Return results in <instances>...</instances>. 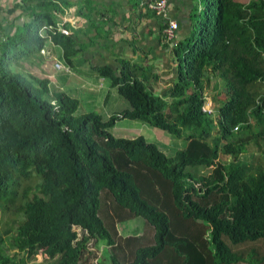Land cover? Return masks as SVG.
<instances>
[{
	"label": "trees",
	"instance_id": "16d2710c",
	"mask_svg": "<svg viewBox=\"0 0 264 264\" xmlns=\"http://www.w3.org/2000/svg\"><path fill=\"white\" fill-rule=\"evenodd\" d=\"M154 1L136 5L154 13ZM192 1L190 34L176 43L169 1L166 18L154 13L176 63L164 95L149 83L159 75L143 65L122 59L120 73L98 69L130 105L107 120L78 116L80 102L52 92L48 77L11 67L21 56L42 59L48 43L74 65L81 47L59 30L70 1L17 5L28 21L0 40V219L13 210L24 219L0 234V264L40 254L52 264H264L255 250L233 249L264 244V168L245 157L264 144V0ZM171 22L177 29L167 40ZM124 120L185 146L169 156L140 132L118 136L112 129ZM35 179L38 191L28 183L21 195ZM110 200L112 212L104 208ZM136 218L153 229L154 243L134 250L138 236L121 237L118 228Z\"/></svg>",
	"mask_w": 264,
	"mask_h": 264
},
{
	"label": "crops",
	"instance_id": "0c3cea01",
	"mask_svg": "<svg viewBox=\"0 0 264 264\" xmlns=\"http://www.w3.org/2000/svg\"><path fill=\"white\" fill-rule=\"evenodd\" d=\"M69 1L71 5L66 11V19L63 18L60 23H63L65 19L68 30L75 36L82 51L74 59L72 67L60 64L61 69L69 73L68 77L80 79L83 76L79 70L82 69L86 75H91H87V82L95 85L94 79H96V75H99V68L109 67L120 73L123 70L121 60H129L132 63L143 65L153 75H159L158 81L153 78L150 79L149 83L159 95L165 94L166 86L172 80H176L174 69L176 63L170 49L171 45L168 47L163 44L161 23L154 13L148 12L146 14L143 12L139 8V4L136 5V0ZM168 1L170 5L169 16L179 23L175 38L176 43L187 38L190 34V15L193 1ZM241 2L246 3L242 0ZM19 3H22V0H0V40L4 36L14 35L18 28L28 21L29 15L17 7ZM57 49L59 48L48 43L45 50L47 55L43 57L46 56L52 61H60L62 52L59 49L60 56H55ZM49 59L44 63V66H47ZM39 68L44 73V68ZM45 75L49 78L54 93L70 94V90L66 86L68 81L66 85L64 84L67 80L65 75H61L59 78H55L54 73L46 72ZM52 80L55 85L54 89ZM78 92L79 84L76 89V93ZM94 100L96 103L100 101ZM128 109V106L121 102L117 110L122 112ZM84 114L87 113L83 112L81 115ZM112 115H116V113L111 111L109 114H100L105 120ZM127 122L126 120L121 121L120 125L114 127V129L118 128L117 132L114 130L113 132L122 137H134L143 126L136 121L128 122L129 124ZM135 124L136 127L130 126Z\"/></svg>",
	"mask_w": 264,
	"mask_h": 264
},
{
	"label": "rangeland",
	"instance_id": "374dc122",
	"mask_svg": "<svg viewBox=\"0 0 264 264\" xmlns=\"http://www.w3.org/2000/svg\"><path fill=\"white\" fill-rule=\"evenodd\" d=\"M241 2V0H238ZM248 3L250 0H242ZM63 18L66 19V15L63 16ZM64 19V21H65ZM60 50H56V55L59 57ZM15 53H18L19 55H22V50L19 48L15 51ZM43 55H47V51L43 53ZM14 56V54H13ZM2 56H0L1 59ZM28 56H21V65L18 66L16 63L11 62V67L13 70L17 69L18 72L28 73V74H34L39 76L40 78H47L46 72L48 73H54L55 78H59L61 75H65L67 77L66 82L64 83L66 85L67 81V87L68 90H70V96L74 99H77L81 106L79 110L78 116H80L83 112L90 113L95 112L97 114H109L111 111H114V113L119 114L120 111L118 109V105L123 102L130 106L124 99L120 97V95L117 93L116 90L113 89V87L110 84V81L108 79L99 77V75H96V79H94L95 85L92 83L87 82V78L89 74H85L83 70H79L80 74L83 77H80V79H73L72 77H68V74L64 69H56V62L61 65H66L63 58L61 60L52 61L48 57H42V59H38L34 62L30 60L28 62L27 60ZM49 59L47 66H44V63ZM19 63V61H18ZM44 68L43 71L39 68ZM28 76V75H27ZM91 76V75H89ZM38 78V77H37ZM79 84V92L76 93L77 85ZM100 85V87H99ZM51 86V82H50ZM52 87L54 89L55 85L52 80ZM53 92V91H52ZM46 99H51V94L49 96H46ZM94 99L100 100L98 103L95 102ZM102 102V103H101ZM123 110V109H121ZM129 122V121H128ZM127 122V124H129ZM140 124V123H138ZM120 125V124H119ZM141 125V124H140ZM142 127L140 129L139 135H144L145 138L149 142H155L158 145L162 147V149L165 151V153L169 156L173 155L176 149H181L185 146V140L184 139H177L175 136H172L170 134H167L165 131L159 129V128H151V126H147L142 123ZM133 127H136L135 125H130ZM118 128H113L115 132H117ZM137 134V136H138ZM171 141H170V140ZM246 160H248L250 165H254L255 167H262L264 168V144L261 147H258L255 144H252L249 146V150L245 154ZM223 160H228V155H223ZM201 171V170H199ZM205 172H210L211 169H203ZM30 183L34 187V192L38 191V183L39 180L35 179L33 181H24L22 187H21V195L24 193V190L27 187V184ZM33 195L31 194L30 197ZM22 199V198H21ZM112 201H108L104 203V208H107L109 212H112ZM24 217L22 215L18 216L15 214V211H10L5 214L1 213V219H0V234L5 236L4 231L8 228L15 227L16 221H23ZM118 232L121 237H132V236H138V241L134 243V246L132 247L134 250L137 249V247L141 245H150L154 243V231L153 229L148 226V224L142 219V218H136L134 220H130L122 226L118 228ZM234 250H239L242 253H244L245 256H247L250 251L255 250L260 257L264 258V244L261 243H252V244H244L241 246H235L233 247ZM107 247L100 246V252L103 253V256L107 254ZM29 264H52V262L47 259V257L44 254H40L37 256L33 261H31Z\"/></svg>",
	"mask_w": 264,
	"mask_h": 264
},
{
	"label": "built area",
	"instance_id": "2783aa9c",
	"mask_svg": "<svg viewBox=\"0 0 264 264\" xmlns=\"http://www.w3.org/2000/svg\"><path fill=\"white\" fill-rule=\"evenodd\" d=\"M145 2V1H144ZM140 4L141 7L144 6L145 3ZM149 8L151 11H153L158 17L161 18H166L167 14V4L166 0H155L154 2L149 3ZM59 30L65 34L68 35L70 34V31L66 27L67 22H64L63 24H59ZM50 29H53L50 27ZM177 29V25L173 22L170 23V26L165 30V35L167 40H171L174 36V31ZM56 67L59 69L61 68L60 64H56ZM205 112H210L212 113L213 111L210 108H205Z\"/></svg>",
	"mask_w": 264,
	"mask_h": 264
}]
</instances>
